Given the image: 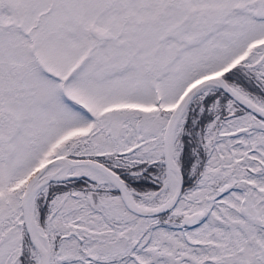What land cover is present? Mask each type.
Masks as SVG:
<instances>
[{
    "label": "snow or ice",
    "instance_id": "6c2138e0",
    "mask_svg": "<svg viewBox=\"0 0 264 264\" xmlns=\"http://www.w3.org/2000/svg\"><path fill=\"white\" fill-rule=\"evenodd\" d=\"M0 264H264V0H0Z\"/></svg>",
    "mask_w": 264,
    "mask_h": 264
}]
</instances>
